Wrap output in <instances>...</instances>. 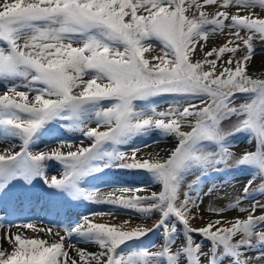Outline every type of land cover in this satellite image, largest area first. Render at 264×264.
I'll return each instance as SVG.
<instances>
[{
    "label": "snow or ice",
    "instance_id": "obj_1",
    "mask_svg": "<svg viewBox=\"0 0 264 264\" xmlns=\"http://www.w3.org/2000/svg\"><path fill=\"white\" fill-rule=\"evenodd\" d=\"M210 33L225 39L205 51ZM256 41L264 0H0V211L44 200L59 216L87 201L155 217L133 226L92 212L7 230L0 221V264H264V78L248 71ZM158 97L172 99L158 110ZM56 122L79 138L33 151ZM240 135L249 147L235 153ZM148 136L175 143L148 152L136 143ZM106 169L143 173L155 190L85 187ZM239 170L251 178L234 201L204 208L209 172ZM155 232L159 245H143Z\"/></svg>",
    "mask_w": 264,
    "mask_h": 264
},
{
    "label": "rangeland",
    "instance_id": "obj_2",
    "mask_svg": "<svg viewBox=\"0 0 264 264\" xmlns=\"http://www.w3.org/2000/svg\"><path fill=\"white\" fill-rule=\"evenodd\" d=\"M220 36V39H217ZM224 36L216 33H210L209 34V40L205 44V51L210 49L213 46H219L224 42ZM223 40V41H221ZM221 41V42H219ZM156 46V51H152L151 53H146V56L156 55L159 51V43L154 42ZM255 47V53L254 56L250 62V66L248 68V71L250 72L251 66H264V43H261L259 41H256L254 43ZM239 55V53H238ZM196 56L199 57L200 53L199 51L196 53ZM251 73V72H250ZM253 74V73H252ZM255 75V74H254ZM261 78H264V75H255ZM171 97H162V98H155L154 102L159 105L158 110H163V108L168 106V103L171 102ZM240 100H237V103H239ZM69 135L71 137L75 136V138L79 137V133L73 134L71 131H69L66 126L61 122H56L50 125L48 130L42 135L40 138V143L44 144L45 142H49V140H53L52 138H63L64 136ZM147 142L150 147L146 148L145 150L148 152H155V151H161L160 143H165L170 146V148L175 143L173 140H168L161 138L159 136H148L143 137L142 139H138L136 141L137 144H144ZM45 143V144H47ZM44 144V145H45ZM247 147H249L248 142L245 138V136L240 135L235 137L233 140V147L231 150L235 153H242ZM18 150V148H17ZM60 171V168L53 163L50 165V171L49 175H55L57 172ZM216 175L213 172H209L207 176ZM227 178H232L234 181L231 183H225L223 180L221 182L216 181L215 179H204L203 181V188L207 190L208 188H214V191L211 193V195L204 198V208H207L209 205L211 206H220V205H226L229 202H233L234 198L239 194L240 190L242 189L243 185L247 183L248 179L251 178V174L247 170H239V171H232L227 173ZM194 179V177H189L188 182H191V180ZM140 185L146 186L150 190H155V187L151 185L149 177L143 173L139 172H133V171H126V170H116V169H106L104 172L100 174H96L93 177L89 178L86 182L85 187L89 190L93 189H103V186H133L137 187ZM41 186L37 185V190L40 189ZM143 194V193H141ZM258 199L264 200V197H258ZM44 200H39L36 203L26 204L22 209L13 211L10 207L8 209L7 214L5 212L0 211V221L9 219L14 224H19L25 221H28V219H31L32 217L29 216V212H31L30 208L33 205H37L40 208V216L43 217V215H46L48 217H53L52 225L55 227L57 225V222H62L61 227L67 225L69 221L75 222L80 216L82 215H89L92 212H104V213H112L111 216L105 215L102 218V222H110L115 224H120L122 222L130 221L133 226L140 224V225H147L151 226L153 223V219H143L138 218L137 214L128 210L120 209L117 207H114L112 205L108 204H95L90 203L87 201H81V202H75L70 205H65L64 210L61 212L59 216L55 214V212H50L46 206ZM40 204H43V212L41 214V207ZM12 211V212H11ZM227 218L236 217L238 215H241L238 211L231 210L226 212ZM205 219L209 218V214L205 211L204 212ZM215 219L216 217H212ZM39 221V225H42L43 222L41 220ZM19 222V223H18ZM196 225L198 226L201 222L199 220L195 221ZM4 224V227H8V224ZM15 229V228H14ZM160 232H155L149 234L144 240L143 245L151 246L153 244L159 245L160 241ZM199 239V238H197ZM74 241H78L76 239H73L69 241V243H72ZM82 243V245H87L82 241H78ZM203 242V241H200Z\"/></svg>",
    "mask_w": 264,
    "mask_h": 264
},
{
    "label": "bare ground",
    "instance_id": "obj_3",
    "mask_svg": "<svg viewBox=\"0 0 264 264\" xmlns=\"http://www.w3.org/2000/svg\"><path fill=\"white\" fill-rule=\"evenodd\" d=\"M209 11H213V9L211 7H209L208 9ZM217 39H220V36L217 38ZM223 41V40H221ZM219 41V42H221ZM250 72L255 74V75H264V66H260V65H257V66H251L250 67ZM0 91H2V89H0ZM78 139L79 137L75 138V136L71 137L69 135H66L64 136L63 138H52L53 140H49V142H45L47 144H41L40 142H38V148L34 147L33 148V151H40V150H47L48 147H51V146H55V142L58 140V139H64V140H67V139ZM13 143H15V141H13ZM161 146V155H164L165 152L170 148V146L168 144H165L164 142L163 143H160L159 144ZM8 145L7 144H4L3 142H0V147H7ZM146 151V150H145ZM148 151V150H147ZM206 179H215L216 181H223L225 180L224 182L225 183H231L233 182L234 180L232 178H227L226 176H218V175H212V176H207ZM118 186H103V189L100 190V193L101 194H106V193H109V192H112L115 188H117ZM128 187H133V186H128ZM37 201L36 200H33V203H36ZM45 204V203H43ZM43 204H40V207H41V214L43 212ZM26 205V204H25ZM247 206V205H245ZM31 212H29V216L32 217L31 219H28V221H32V222H35L38 226H41L39 225V221L38 220H41L43 222L42 226H52L50 225L52 223V219H54L53 217H48L46 215H43L40 216V208L37 206V205H33L31 208H30ZM12 212V211H11ZM3 223L5 224H8L9 222H11L9 219H6V220H2ZM19 223V222H18ZM5 230L8 229V227H4ZM12 231H15V229L13 228ZM30 231V230H28ZM72 243H75L76 246L78 247H83V248H87L89 251H95L96 250V247L94 245H82V243L78 242V241H74Z\"/></svg>",
    "mask_w": 264,
    "mask_h": 264
}]
</instances>
